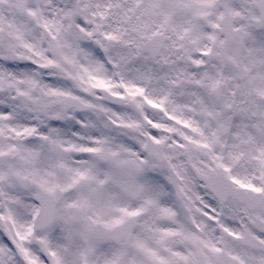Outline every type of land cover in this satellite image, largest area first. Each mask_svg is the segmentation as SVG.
I'll return each mask as SVG.
<instances>
[{"label": "snow or ice", "instance_id": "obj_1", "mask_svg": "<svg viewBox=\"0 0 264 264\" xmlns=\"http://www.w3.org/2000/svg\"><path fill=\"white\" fill-rule=\"evenodd\" d=\"M0 264H264V0H0Z\"/></svg>", "mask_w": 264, "mask_h": 264}]
</instances>
